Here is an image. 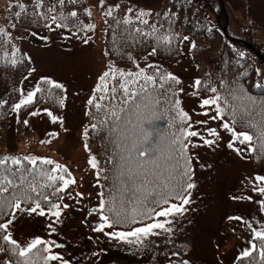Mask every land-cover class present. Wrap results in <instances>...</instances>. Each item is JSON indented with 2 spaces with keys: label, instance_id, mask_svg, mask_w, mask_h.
Wrapping results in <instances>:
<instances>
[{
  "label": "snow or ice",
  "instance_id": "snow-or-ice-1",
  "mask_svg": "<svg viewBox=\"0 0 264 264\" xmlns=\"http://www.w3.org/2000/svg\"><path fill=\"white\" fill-rule=\"evenodd\" d=\"M78 0H58L57 4L47 8V12L36 11L44 7V0H35L33 16L44 20V26L50 31L55 29H68L70 21L75 18L76 23L72 27L77 32L71 35H78L79 32H89L95 29L92 23L84 24L79 20L78 12L72 10L65 14L64 8L67 5L76 6ZM105 0H100V6L103 8ZM18 7L21 11L15 12V18L19 19L26 12V6L20 3ZM116 9L121 5L116 4ZM87 16L91 17L90 8H84ZM125 15L116 20L117 25L121 23L125 26L133 25V14L135 21L148 28L144 31L140 27H125V33L133 42L136 36L141 40L149 37L153 38L156 43L164 48L172 45L173 39L189 41L187 35L179 37V33L172 30L171 22L167 29H164L163 23L149 24L152 12L139 9L134 12L133 8L128 7ZM106 17L113 16V6L107 7L104 12ZM160 15V14H157ZM165 16H171V13H164ZM107 22V21H105ZM16 23L11 27L16 28ZM54 26V27H53ZM133 32L136 34L133 35ZM31 35L35 37L36 32ZM0 36L5 37L0 41V47H3L11 40V32L0 27ZM115 40V34L113 36ZM81 42L87 45L92 39L91 36L84 35L80 37ZM41 40L47 41V36H42ZM196 47V42L191 41V48ZM21 50L12 45L11 59L8 61L11 65L16 66L23 62V57H18L17 53ZM117 51L122 53V49L117 46ZM157 47H152L150 55L156 54ZM123 54V53H122ZM5 58L9 53L5 51ZM105 55H108L107 51ZM129 60L133 57L131 53H126ZM240 57H244V52H239ZM30 61L31 57H27ZM239 64V61H237ZM149 69L155 68L154 74H148L145 68L136 63L138 71L125 70L118 68L114 62L109 61L108 70L104 71L99 77V83L96 85V92L101 93L99 96L93 94L87 101L89 106H93L97 113L105 108L104 118L98 122H93L90 127L93 131H107L109 142L113 144L114 149L118 150V159L116 156L110 157V161L115 167V179L118 181L110 189L107 197L103 191L99 193V203L93 207L89 215L93 212L99 216L100 223L94 228V231L104 232L105 228L113 231L105 233L108 236L125 240L128 243L144 244L146 238L153 235H160L159 231L165 233L172 232L171 221L169 217L176 214L182 215L187 211L185 205L191 202V190L197 187L194 182L193 155L190 154L191 148L199 147L193 144L191 138L199 136L204 145L213 146L218 143L221 134L217 128L208 127V138L201 135L197 130H193L191 116L181 107V100L174 86L181 85V80L171 72L161 73L158 66L147 65ZM36 69L30 68L29 75ZM258 74L264 76L260 69L256 70ZM109 78L113 81L109 87ZM117 78H119L117 80ZM142 81V82H141ZM159 82V88L155 86ZM200 79L195 80L197 89L202 85ZM138 84L137 89L130 88V85ZM42 85L46 87H42ZM221 86L225 88L226 94H221L218 89L206 83V87L212 93L211 96L201 100V107H215V113L209 118L211 120L220 119L225 131L231 133V140L228 143L229 148H233L235 143L244 145L247 151L257 153V159L264 158V98L252 96L243 84L238 80L229 81L221 78ZM54 90H61L65 95L57 97ZM119 90V92H118ZM183 87L179 92H183ZM67 89L63 83H60L48 76L41 77V82L37 83L33 90L26 93L21 89L18 102L12 104L13 111L19 113L22 107L34 104L37 94L42 93L49 99L56 100L61 107L67 99ZM196 93H193L195 95ZM117 95L121 96L118 104L109 103L107 106L102 103L106 98L115 100ZM7 101H0V104ZM167 107H164V106ZM163 109V111H161ZM53 122L57 120L63 125V118L54 116L52 111L44 108ZM40 110L31 112L33 116L39 115ZM253 113L260 117L257 120ZM86 115H91V109ZM207 116L208 113L204 112ZM230 116V120L225 117ZM167 116V129L154 127V121L161 120ZM28 124V121H24ZM197 124H207V120L196 121ZM242 123L243 127L250 128L253 132L237 131L236 125ZM173 129H175L173 131ZM49 135H58L49 133ZM83 135L85 137L84 148L89 151L90 158L88 163L93 169H96V175L99 177L104 173V180L109 179L107 169L100 166L96 155L91 154V149L87 143L89 137V128L85 127ZM253 141L256 143L254 144ZM45 141H42V143ZM50 142V141H48ZM244 149L236 147L235 151L240 154ZM9 161L12 165L17 166L15 170L8 167ZM28 162L31 168L24 164ZM38 161L41 164L54 165L50 170L38 168ZM203 167V165H201ZM25 173L32 175L31 180H27ZM19 175V183L12 177ZM43 178V183H37L36 177ZM61 182L55 188L51 195L63 192L69 185L76 183L68 168L50 158L25 155L21 159L19 156L5 155L0 158V216L6 219L0 222V230H4L2 240L6 244H0V253L6 255L0 264H49L50 261H59V264H69L58 252H53L55 248H61L63 245L56 244L53 240L42 239L37 236L26 244L19 243L13 238V233L9 230L13 225L17 214L23 212L29 215L37 213L44 216L45 207L42 202L47 204V213L57 220L61 217V205L51 200L50 195L41 191L43 188L51 187L55 182ZM253 191L264 195V175L257 174L254 177ZM99 183V180L97 181ZM78 196L82 193H77ZM240 197H233L239 199ZM62 199V197H60ZM173 201H178L173 202ZM264 206V200L260 201ZM69 205L64 204L63 208ZM160 218H164L161 220ZM230 219H241V217H230ZM129 225L128 230H118L119 226ZM255 238L258 240L259 248L255 240L251 242L249 248L241 251L237 259L244 260L249 258L248 264H264V225L260 228L253 227L250 223L247 225ZM52 231L55 228L49 225ZM130 238H135L130 239ZM39 246V247H38ZM258 251L259 260L253 257V252ZM182 264H189L184 260Z\"/></svg>",
  "mask_w": 264,
  "mask_h": 264
},
{
  "label": "rangeland",
  "instance_id": "rangeland-1",
  "mask_svg": "<svg viewBox=\"0 0 264 264\" xmlns=\"http://www.w3.org/2000/svg\"><path fill=\"white\" fill-rule=\"evenodd\" d=\"M121 1L131 2L136 8L146 11L160 6L161 0H88L96 26L90 42L85 45L75 35L48 31L42 36L18 37L16 44L31 57L36 71L28 75L22 84L26 93L33 90L36 82L48 76L65 85L67 99L63 106V125L40 110L39 115H29L26 119L33 130L32 136L18 142L16 124L18 113L13 111L7 133L6 145L0 149L1 155H32L50 158L65 165L76 183L63 191L61 217L47 213L39 215L19 213L10 226L13 238L26 244L39 236L53 240L61 248L53 246L69 264H234L241 251L251 246L254 239L249 223L260 228L264 225V206L260 204L264 195L253 191L254 177L257 175L251 160L243 151L228 147L231 133L218 127L220 119L211 120L215 107H201V100L195 92V73L191 58V42L182 41L180 59L166 64L168 72L181 80L179 92L181 107L191 116L193 130L208 138L207 128H217L221 138L216 145H204L199 136L191 138L199 147L191 148L194 182L191 202L185 205L182 215L169 217L172 232L146 238L144 244L128 243L105 233L94 231L100 223L99 216L91 209L99 203L100 185L97 183L96 169L88 163L90 153L84 148V114L88 99L95 93L99 77L108 70L109 60L105 55V15L107 7ZM228 13V21L233 29L240 31L237 21L254 26L252 41L264 44V0H223ZM8 0H0V10L4 13ZM241 34L239 32L237 35ZM154 57L144 58L140 65L153 62ZM164 61V60H163ZM163 64V65H165ZM37 111V110H35ZM34 112V111H32ZM204 112L208 115L205 116ZM207 120V124L196 121ZM57 133L58 135H49ZM42 141H45L42 143ZM50 141V142H48ZM203 165V167H201ZM54 166V165H53ZM77 193H82L78 196ZM233 197H240L233 199ZM67 204L69 207L63 208ZM241 217V219H230ZM163 220L164 218H160ZM55 228L52 231L49 225ZM135 239V238H130ZM49 264H59L50 261Z\"/></svg>",
  "mask_w": 264,
  "mask_h": 264
},
{
  "label": "trees",
  "instance_id": "trees-1",
  "mask_svg": "<svg viewBox=\"0 0 264 264\" xmlns=\"http://www.w3.org/2000/svg\"><path fill=\"white\" fill-rule=\"evenodd\" d=\"M20 3L25 4L26 12L17 19L15 18V12L21 11L18 7ZM57 4L58 0H44V7L41 9H36V11L47 12V8ZM35 0H8V6L5 8L4 13L0 10V27H4L6 31L11 32V40L0 47V101H7V103L0 104V149L6 145L7 133L10 126V118L13 113L12 104L18 102L20 98V90L22 89V84L29 75V69L32 67L31 60L27 59V53L16 44V39L18 37H26L31 35L32 32H36L37 36H42L49 31V28L44 26V20L38 19L33 16ZM120 9L113 8V16L105 17V52L107 51V58L109 61L114 62L115 66L118 68H124L125 70L138 71L136 68V63L140 65L141 61L150 56L152 47H157L158 51L156 54L151 56L154 57L153 62L147 65L158 66L161 73H167L168 69L163 65L164 61L175 62L180 57L182 40L177 38L173 39L172 45L169 48H164L156 43V41L149 37L147 39L141 40L139 36H136V41L127 36L125 33V27H140L144 31H148V28L142 24L135 21L133 14H128L133 17V25L125 26L122 23L117 25L116 20L121 19L123 15L127 14L126 9L128 7L133 8L134 12L138 9L135 5L128 1H121ZM84 8H89L88 0H78L77 5L74 7L72 5H67L64 8L65 14L72 10L78 12L79 20L84 24L95 23L94 15L91 17L87 16L84 12ZM152 16L146 17L149 19V24L163 23L164 29L168 28L169 21L172 25V30L179 33V37L187 35L190 39L189 41H195L196 47L191 48V56L193 59V64L195 66V72L197 79H200L202 85L199 89L196 88L199 96L205 98L211 96L212 93L207 89L206 83L210 82L212 86L218 89L221 94H226V90L221 86V78H225L229 81L238 80L243 84L244 88L254 97L264 98V76L257 73V69H260L261 73H264V62L258 57L248 46L245 44V40L251 42L264 56V45L257 44L252 41L254 26H249L244 29L241 25L242 33L237 35L233 29L230 28V24L226 18V10L223 9L222 0H161L159 7L150 10ZM171 13L173 15L165 16L164 13ZM160 14V15H157ZM12 23H16V28H12ZM76 23L75 18H73L69 23L68 29H55L56 32L60 34H71L77 32V29L72 27ZM54 27V26H53ZM93 31L89 32H79L75 35L79 40L81 36L88 35L92 36ZM115 34V40L113 38ZM133 35L136 34L133 32ZM5 37L0 36V41L4 40ZM12 45H15L21 51L17 53L18 57H23V62L13 66L8 61L11 59ZM117 46L122 49V53L117 51ZM5 51L9 53V56L5 58ZM239 52H244L245 56L240 57ZM126 53H131L133 59L129 60ZM164 60V61H163ZM239 61V64L237 63ZM145 66L148 74H154L155 68L149 69ZM119 78H117L118 80ZM41 82L39 79L37 83ZM142 82V81H141ZM113 81L109 78V87H111ZM179 86V85H178ZM178 86H174L176 91H178ZM42 87H46L42 85ZM138 84L130 85V88L137 89ZM149 87L159 88V82L155 86L150 85ZM57 97L65 95L61 90H54ZM119 92V90H118ZM95 95L99 96L101 93L95 92ZM121 96L117 95L115 100L109 101L105 99L102 101L104 105L109 103L118 104L120 102ZM164 107H167L166 105ZM48 108L52 111L54 116L61 117L63 113V107L59 105L56 100L49 99L45 97L42 93H38L34 104L22 107L19 110L16 132L18 142H24L29 139L33 130L29 124H25L24 121L28 118L30 113L35 110H43ZM91 109V115H86ZM104 111L107 108L97 113V110L93 106H87V110L84 117V127L89 128V137L87 138V143L91 149V154L97 156L100 166L107 169V175L109 179L104 180V173L98 177L99 185L101 191H103L107 197L109 189L117 184L118 181L115 179V167L110 161V157L116 156L118 159V150L114 149L113 144L109 142L107 131L99 132L93 131L90 124L93 122H98L99 119L104 118ZM163 111V109H161ZM253 116L259 120L260 117L253 113ZM226 119H231L230 116L225 117ZM59 120L54 122L57 124ZM60 122V121H59ZM154 127L159 129H167V116L161 120L154 121ZM237 131H249L253 132L250 128L243 127L242 123L236 125ZM85 129V128H84ZM175 129H173L174 131ZM85 141V137H84ZM255 144L256 142L253 141ZM236 144L244 149L247 153L251 162L254 166V170L260 174L264 175V158L257 159V153L247 151L244 145H240L238 142ZM5 155L0 154V158ZM11 156H19L21 159L24 155L16 154ZM24 164L28 165L27 161ZM8 167L15 170L17 166L12 165L9 161ZM38 168H45L50 170L53 165L41 164L38 161ZM27 180L32 179V175L25 173ZM17 183H19V175L12 177ZM37 183H43V178L37 176ZM61 182L57 181L51 187L43 188L46 194L50 195L53 202L58 203L63 196V192H59L56 195H51L57 186ZM177 202L178 201H173ZM42 207L47 210V204L42 202ZM6 218L0 216V222H3ZM131 226L124 225L119 226L118 230H128ZM6 234L4 230H0V244H6L2 240L3 235ZM255 238L253 239V241ZM257 248H259V241L255 240ZM39 247V246H38ZM253 257L256 261L259 260L258 251L253 252ZM4 253H0V262L6 259ZM249 258H245L243 261L236 259L234 264H248Z\"/></svg>",
  "mask_w": 264,
  "mask_h": 264
},
{
  "label": "water",
  "instance_id": "water-1",
  "mask_svg": "<svg viewBox=\"0 0 264 264\" xmlns=\"http://www.w3.org/2000/svg\"><path fill=\"white\" fill-rule=\"evenodd\" d=\"M248 46L255 52V53H257L260 57H262L261 56V54H259L258 52H257V50L251 45V44H248ZM263 58V57H262ZM264 59V58H263Z\"/></svg>",
  "mask_w": 264,
  "mask_h": 264
}]
</instances>
